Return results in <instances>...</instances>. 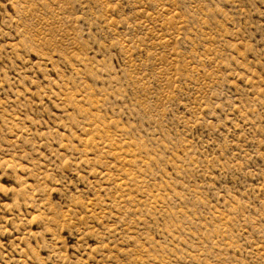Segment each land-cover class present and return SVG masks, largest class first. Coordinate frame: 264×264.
I'll return each mask as SVG.
<instances>
[{"label": "rangeland", "instance_id": "1", "mask_svg": "<svg viewBox=\"0 0 264 264\" xmlns=\"http://www.w3.org/2000/svg\"><path fill=\"white\" fill-rule=\"evenodd\" d=\"M0 264H264V0H0Z\"/></svg>", "mask_w": 264, "mask_h": 264}]
</instances>
